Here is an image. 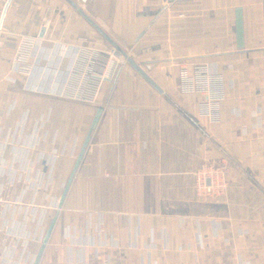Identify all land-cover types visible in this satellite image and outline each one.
I'll list each match as a JSON object with an SVG mask.
<instances>
[{"label":"crops","instance_id":"obj_1","mask_svg":"<svg viewBox=\"0 0 264 264\" xmlns=\"http://www.w3.org/2000/svg\"><path fill=\"white\" fill-rule=\"evenodd\" d=\"M72 1L82 12L67 0H13L4 17L0 264L36 259L57 211L39 264H264V192L240 168L264 187V0H175L148 29L130 54L178 105L127 62L104 103L90 100L118 61L111 42L127 49L169 0ZM27 39L36 44L22 74L15 58ZM196 66L216 73L217 120L181 93L183 69ZM25 149L29 168L16 155ZM210 167L226 182L221 195L198 190Z\"/></svg>","mask_w":264,"mask_h":264},{"label":"built area","instance_id":"obj_2","mask_svg":"<svg viewBox=\"0 0 264 264\" xmlns=\"http://www.w3.org/2000/svg\"><path fill=\"white\" fill-rule=\"evenodd\" d=\"M35 42L32 40H23L19 46L18 53L15 58V67L14 70L19 73H28L30 71V64L28 63L30 60V57H32L31 53L32 50L35 47ZM95 48V43L92 44V49ZM31 55V56H30ZM107 55L108 57L118 59L116 63H114L113 66H111V69L109 68L108 61L105 66V71L100 76V79L97 81L96 90L90 100L94 103L103 104L104 98L106 97L109 87L113 78V74L115 71V68L117 67L118 63L126 62L125 58L117 53V50L112 47L107 49ZM118 57V58H117ZM216 73L212 72L211 69H209L207 66H196L194 70L190 73L188 68L183 69V73L181 75V86L180 90L181 93L184 95L190 96L191 94H195L197 97H200L201 100L197 101L201 107H202V113L209 117L210 119L217 120L219 118V107L220 102L222 100V93L219 89L214 87L213 83L217 81V76H215ZM189 102L194 103L195 99L192 97H189ZM1 132V130H0ZM38 140L35 139L34 142H37ZM39 143V141H38ZM3 146V147H2ZM35 146V145H34ZM7 147V144L0 145V151H4V148ZM34 148V147H33ZM30 150L24 151L23 155H20L18 152H16L17 157L19 156V160L25 161L26 166L29 164L33 165L35 155L32 157V159H29ZM24 157V159H23ZM226 161V160H225ZM18 162V161H17ZM5 160L3 158V155H0V177L2 175L3 167H4ZM12 170L9 172V182L12 181V178L14 176L15 170L11 168ZM198 177V190L200 194L202 195H221L225 188H226V182L224 179L221 178L219 173L214 167H210L205 173H199ZM206 177L209 178V182H206ZM2 191V184L0 183V195ZM9 203H5L4 210L5 214L7 211V206ZM5 218V216H4ZM6 225V224H5ZM4 226V225H3ZM0 226L1 228L3 227ZM35 256L27 263L25 264H34ZM82 264V263H79ZM238 264H247L245 261L240 260Z\"/></svg>","mask_w":264,"mask_h":264},{"label":"water","instance_id":"obj_3","mask_svg":"<svg viewBox=\"0 0 264 264\" xmlns=\"http://www.w3.org/2000/svg\"><path fill=\"white\" fill-rule=\"evenodd\" d=\"M13 0H6V3L4 5V8H3V11L1 13V17H0V34H1V30L3 28V21H4V17L6 15V12L10 6V4L12 3ZM69 1L77 10L81 11V9L79 8V6L72 0H67ZM175 0H169L168 4L165 5L161 10L160 12L154 17V19L152 20V22L150 23V25L148 26L147 29H145L130 45L127 49H123L121 47H119L117 44H115L114 42H111L114 46V48L117 50V53L118 54H121L127 63H129L145 80H147L155 89H157L160 93L166 95L173 103H175L176 105L177 102L147 73L146 70H144L142 68V64L138 61H136L133 57H131L130 55V52L133 50V48L135 47V45L139 42V40L147 33L148 29L163 15V13L169 8V4L174 2ZM82 12V11H81ZM45 32L46 30L45 29H42L41 33H40V36L43 37L45 35ZM105 36H107L105 33H103ZM237 35H238V46L240 48H242L244 46V33H243V25H242V20L241 18L239 17L238 21H237ZM108 37V36H107ZM109 38V37H108ZM148 68L149 69H152L153 68V64L149 63L148 65ZM103 108L102 107H99L97 112H96V115H95V118L92 122V125L87 133V136L79 150V153L77 155V159H76V162H75V165H74V168H73V171L70 175V178L65 186V189L63 191V194L60 198V201H59V208L62 207L63 205V202L68 194V191L70 189V186H71V183L73 181V178L75 177L76 175V172L81 164V161L87 151V148L90 144V141H91V138L94 134V131L96 129V126L101 118V115L103 113ZM224 151V150H223ZM225 154L232 160L234 161V163H236L238 166H240L226 151H224ZM241 169H243L246 174L249 176V178L264 192V187L252 176L250 175L243 167L240 166ZM58 211L55 213L54 215V218L53 220L51 221V223L49 224L46 232H45V235L43 237V240H42V243H41V247H40V250L37 254V257L35 259V262L34 264H39L40 262V258H41V252H44V249L46 247V244L50 238V235L52 233V230L55 226V223H56V220H57V217H58Z\"/></svg>","mask_w":264,"mask_h":264},{"label":"rangeland","instance_id":"obj_4","mask_svg":"<svg viewBox=\"0 0 264 264\" xmlns=\"http://www.w3.org/2000/svg\"><path fill=\"white\" fill-rule=\"evenodd\" d=\"M131 55V54H130ZM131 57H132V55H131ZM225 159H227L228 160V158H225Z\"/></svg>","mask_w":264,"mask_h":264}]
</instances>
